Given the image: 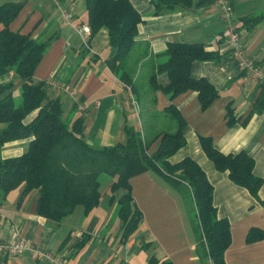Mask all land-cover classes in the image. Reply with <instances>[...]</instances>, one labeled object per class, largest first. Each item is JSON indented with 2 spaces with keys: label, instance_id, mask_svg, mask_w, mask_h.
I'll return each instance as SVG.
<instances>
[{
  "label": "crops",
  "instance_id": "0c3cea01",
  "mask_svg": "<svg viewBox=\"0 0 264 264\" xmlns=\"http://www.w3.org/2000/svg\"><path fill=\"white\" fill-rule=\"evenodd\" d=\"M0 1L21 3L10 26L13 31L30 34L37 40L50 39L35 69L34 80L44 81L50 94L60 98L66 120L83 117L82 134L89 146L124 143L126 127H141L137 103L131 99L128 87L107 66L106 59L115 52L108 44L107 30L100 28L93 34L77 30L88 25L85 0ZM131 3L142 16L133 51L134 58L142 54L135 71L140 84H147L169 42L201 43L206 51L215 54L211 59L194 60L190 66L191 77L206 79L218 93L207 108H201L196 91L187 90L170 99L160 89L155 92L156 107L162 110L173 104L185 120V144L169 160L175 163L191 158L213 186V204L218 216L225 217L230 227L225 264H264V238L246 240L250 228L264 231L262 206L246 188L233 183L227 171L217 170L200 144V137H209L223 153L244 151L251 155L253 173L262 179L258 195L264 200V109L251 114L255 101L264 92V84L240 71L237 58L220 36L224 24L213 2L177 7L158 15L153 14L150 0ZM231 3L232 18L243 31L245 54L264 68V18L252 25L243 20L263 11L264 0ZM65 13L71 17L66 19ZM11 77V73L3 74L0 82ZM157 80L164 84L166 74H157ZM22 82L13 78L15 96ZM66 98H71L72 103ZM35 113L31 112L24 121L29 122ZM230 117L235 121L229 123ZM3 126L0 124V128ZM30 140L27 137L6 142L0 156H20ZM109 186V182L103 189L101 186L95 207L85 212L77 205L60 223L37 213V189L26 193L19 204L23 186L4 198L0 193V241L11 242L18 234L32 247L17 255L0 251V264H52L45 252L62 254L68 264H161L165 260L171 264H204L196 252V219L189 218L180 194L164 178L151 170L131 177V208L140 212L141 219L126 238L122 237L116 213L117 199L124 190L111 193Z\"/></svg>",
  "mask_w": 264,
  "mask_h": 264
},
{
  "label": "trees",
  "instance_id": "16d2710c",
  "mask_svg": "<svg viewBox=\"0 0 264 264\" xmlns=\"http://www.w3.org/2000/svg\"><path fill=\"white\" fill-rule=\"evenodd\" d=\"M207 1L212 2L150 0L155 15ZM85 7L90 33L100 28L107 30L108 44L115 51L106 59L107 66L128 87L131 99L137 103L141 127H126L124 143L89 146L82 134L83 117L66 120L60 98L50 94L44 81L34 80L35 69L50 39L37 40L30 34L13 31L10 26L21 3L0 1V76L12 74L11 79L0 82V124H4L0 128V151L6 142L31 137L20 156H0L2 198L23 186L17 200L19 204L26 193L37 189V213L60 223L77 205L85 212L95 207L106 180L111 193L120 188L124 190L117 199L116 213L121 221L122 237L126 238L141 219L140 212L131 208L130 179L151 170L180 194L190 197L196 215L193 227L196 252L203 263L225 264L224 252L231 242L229 222L218 216L213 204V186L203 169L188 157L170 162L169 158L185 144V120L173 104L158 110L155 97L158 89L169 94L170 99L193 90L197 92L201 108H207L218 93L206 79L191 77L190 66L194 60L211 59L215 54L206 51L201 43L169 42L148 76L147 84L142 85L135 78L142 54L138 58L133 55L142 16L131 0H85ZM262 18L264 10L247 15L243 20L252 25ZM160 73L167 76L164 84L157 80ZM13 78L23 81L18 96L13 93ZM263 109L264 92L255 101L251 114ZM33 111L35 115L25 122ZM233 121L234 117L228 120ZM200 144L215 168L227 171L229 179L246 188L264 210V200L258 195L262 179L253 173V157L244 151L223 153L213 146L209 137H200ZM263 238L264 231L256 227L250 228L246 236L248 242ZM161 264L171 262L165 260Z\"/></svg>",
  "mask_w": 264,
  "mask_h": 264
},
{
  "label": "built area",
  "instance_id": "2783aa9c",
  "mask_svg": "<svg viewBox=\"0 0 264 264\" xmlns=\"http://www.w3.org/2000/svg\"><path fill=\"white\" fill-rule=\"evenodd\" d=\"M212 2L217 8L219 17L224 24L220 36L226 41L232 53L237 58L240 71L249 74L253 81L264 84V68L258 66L255 61L248 58L244 52L242 44L243 31L232 18L233 6L231 0H212ZM70 17V13H65L66 19ZM77 30L85 33L90 32L88 25H81ZM64 90L67 91L68 88L64 87ZM78 106L83 108L80 104H78ZM30 248H32L30 243L18 234L15 235L11 242L0 241V251L8 255H17ZM44 256L52 264H68L62 254L52 255L45 252Z\"/></svg>",
  "mask_w": 264,
  "mask_h": 264
},
{
  "label": "rangeland",
  "instance_id": "374dc122",
  "mask_svg": "<svg viewBox=\"0 0 264 264\" xmlns=\"http://www.w3.org/2000/svg\"><path fill=\"white\" fill-rule=\"evenodd\" d=\"M19 91V90H18ZM16 93H18V92H15V94ZM62 98H63V100L65 99V97L64 96H62ZM66 99H68V103L69 104H71L72 103V100H71V98H66ZM106 181V180H105ZM105 181H103V183H102V189H103V187H104V185H105ZM178 192V191H177ZM179 193V192H178ZM180 194V193H179ZM180 196H181V199H182V203H183V205H184V207L188 210V216H189V218H191L192 220L194 219V217H195V219H196V215H195V211H194V209H193V205H192V202H191V199H190V197L187 195V194H180Z\"/></svg>",
  "mask_w": 264,
  "mask_h": 264
}]
</instances>
